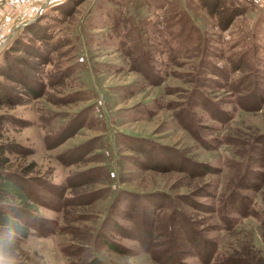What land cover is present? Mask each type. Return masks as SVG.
Returning a JSON list of instances; mask_svg holds the SVG:
<instances>
[{"label":"rangeland","instance_id":"374dc122","mask_svg":"<svg viewBox=\"0 0 264 264\" xmlns=\"http://www.w3.org/2000/svg\"><path fill=\"white\" fill-rule=\"evenodd\" d=\"M215 1L0 0V203L49 227L2 260L264 264V0Z\"/></svg>","mask_w":264,"mask_h":264},{"label":"trees","instance_id":"16d2710c","mask_svg":"<svg viewBox=\"0 0 264 264\" xmlns=\"http://www.w3.org/2000/svg\"><path fill=\"white\" fill-rule=\"evenodd\" d=\"M219 2H220L219 0L218 1H215L214 6H217ZM205 7L207 8L206 5H205ZM224 8H225V6H222L221 10L218 11V13H223ZM214 11L215 10L213 9V6H212L210 8L209 14H212ZM230 14L231 15L232 14L234 15V13H230ZM230 14L229 15H225L223 18H221V21L220 22L223 25L222 28H226V27H228L232 23V21L229 19ZM213 15H214V13H213ZM116 16H111V17L113 19H120L121 18V17H116ZM123 22L126 24L125 25L126 27L127 26H131V25H129L128 22H126V19H124ZM163 25H164L163 23H162V25L160 24V26H163ZM128 38L131 39V35H128ZM207 97H206V100L207 101L210 100ZM250 97L251 96H249V95H243L241 97L240 103L238 104L240 107L238 106V108L241 109V110H251L248 107V105L250 103ZM243 99H244V102H243ZM243 104L246 105V107H244ZM195 107H196V109L194 110V113L192 114L193 115L194 122H196L198 120V117L201 114V113L199 114V113L196 112V110H199V109H198L197 106H195ZM253 109H255V108H253ZM226 110H230V109H226ZM226 110L219 108L217 104H215V105H208V108H207V111L212 115V117L219 116L221 119H224V120L227 119V116L226 115L228 113H227ZM200 111L202 112V110H199V112ZM8 121H6V123ZM212 121L215 122L214 119H212ZM222 124H224V123H222ZM1 127H3V126L1 125V121H0V129H1ZM208 129H211V127L208 128ZM232 136H234V138H236V140L238 141L239 144H242V143L245 142L244 140H241L240 141L234 134ZM0 139H1V135H0ZM224 143L231 146V150H232V153L234 155H236L238 157H242V155H243L242 147L239 146V145H237L234 142L233 138H230L227 135L226 138L224 139ZM9 151H10V149L8 148V144L7 143H3V145L0 143V165L2 163H7V162H5L7 160L5 159V157H4L5 155L4 154L7 153V152H9ZM1 174H2L3 177L6 176L7 178L13 179L12 175L9 174L7 171L2 172ZM251 188L256 191L257 195L259 196V198H260V200H261V202L263 204V207L260 210H258V211L255 210V212L253 213L252 216L257 220V222H258L257 224L260 227H264V195L262 194L263 189H264V181L262 183H260V184H252L251 185ZM1 194H3V191L1 192ZM231 196L232 195H230V197ZM247 210H248V208L246 210L242 211V215H244L245 213H247ZM9 211H11L12 213H15L16 212V211H14V208L10 207L8 204L0 203V254H1V252L2 253H8V252L10 253V252H12L15 249L17 250L18 248L22 247V243L25 242L24 240H26L31 234L35 233V231L39 233V231H41V230L44 231L45 229L47 230L49 228V227H44V228L43 227H40L37 224L36 221H35L36 223H34V222H32V223L27 222L30 219L29 220H26L24 217L21 218L20 216H16V215L10 216L11 214L9 213ZM18 214H19V212H18ZM225 219H226V217H225ZM225 224H227V223L225 222ZM227 225H226V227H230L229 225L228 226ZM43 231H41V232H43ZM39 236H44V234H39ZM225 263L228 264L226 261L223 262L222 264H225ZM0 264H26V263L21 262V261H18L17 262V261H14V260H6V259L5 260H2V258L0 257ZM206 264H208V263H206ZM209 264H211V263H209ZM213 264H215V263H213ZM230 264H233V262L231 261Z\"/></svg>","mask_w":264,"mask_h":264}]
</instances>
